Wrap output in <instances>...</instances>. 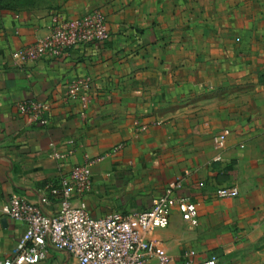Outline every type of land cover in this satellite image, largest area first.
<instances>
[{"label": "crops", "instance_id": "obj_1", "mask_svg": "<svg viewBox=\"0 0 264 264\" xmlns=\"http://www.w3.org/2000/svg\"><path fill=\"white\" fill-rule=\"evenodd\" d=\"M58 8L70 17L103 10L110 37L22 65L13 50L47 36L50 15L0 14V257L25 231L4 212L10 198L48 196L46 211L57 212L49 186L89 155L93 216L148 208L181 178L199 224L175 208L152 235L172 264L212 255L217 264H264V0H69ZM78 76L92 79L89 104L66 94ZM25 100L50 108L32 121L18 107ZM225 128L215 161L214 136ZM232 185L238 196L218 195ZM37 264L75 260L51 250Z\"/></svg>", "mask_w": 264, "mask_h": 264}, {"label": "built area", "instance_id": "obj_2", "mask_svg": "<svg viewBox=\"0 0 264 264\" xmlns=\"http://www.w3.org/2000/svg\"><path fill=\"white\" fill-rule=\"evenodd\" d=\"M48 28L47 36L13 50L12 56L19 64L58 58L70 47L110 37L107 15L99 8H89L76 17L55 10L49 16ZM91 89L92 79L78 76L67 83L66 94L89 104ZM18 107L28 112L34 121L49 110L50 105L25 100ZM230 133L231 130L225 128L214 136L215 161L223 160ZM67 155L57 153L55 156L64 159ZM93 163L94 159L85 155L82 163L73 166L49 186L50 196L59 201L57 212L46 211L45 205L50 203L48 196L43 197L41 203L19 195L10 198L4 212L25 225V231L10 252L0 257V264H37L46 260L51 250L68 252L75 264H144L150 258H156L159 264L174 262L168 250L152 235L156 230L169 226L175 208L192 226L199 224L197 204L180 193L183 180L178 178L169 182L161 193L153 197L148 208L132 212L110 211L95 217L86 202V195L93 188ZM217 193L221 197H235L239 195V188L237 185L225 186L218 188ZM190 254L195 255V250ZM217 263V256L212 255L205 261H190L188 264Z\"/></svg>", "mask_w": 264, "mask_h": 264}, {"label": "rangeland", "instance_id": "obj_3", "mask_svg": "<svg viewBox=\"0 0 264 264\" xmlns=\"http://www.w3.org/2000/svg\"><path fill=\"white\" fill-rule=\"evenodd\" d=\"M69 0H0V14L45 13L50 15Z\"/></svg>", "mask_w": 264, "mask_h": 264}]
</instances>
